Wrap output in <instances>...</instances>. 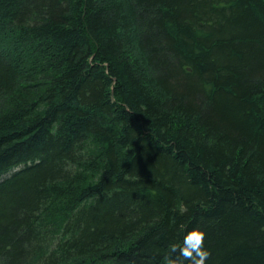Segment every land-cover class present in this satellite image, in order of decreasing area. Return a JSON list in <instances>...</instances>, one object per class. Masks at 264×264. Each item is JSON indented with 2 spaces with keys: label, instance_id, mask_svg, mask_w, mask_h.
Segmentation results:
<instances>
[{
  "label": "trees",
  "instance_id": "trees-1",
  "mask_svg": "<svg viewBox=\"0 0 264 264\" xmlns=\"http://www.w3.org/2000/svg\"><path fill=\"white\" fill-rule=\"evenodd\" d=\"M192 228L264 264V0H0V264H166Z\"/></svg>",
  "mask_w": 264,
  "mask_h": 264
},
{
  "label": "clouds",
  "instance_id": "clouds-1",
  "mask_svg": "<svg viewBox=\"0 0 264 264\" xmlns=\"http://www.w3.org/2000/svg\"><path fill=\"white\" fill-rule=\"evenodd\" d=\"M205 233L198 229L188 230L180 245H171L170 253L165 258L166 264H206L211 253L204 247ZM175 254V255H173Z\"/></svg>",
  "mask_w": 264,
  "mask_h": 264
}]
</instances>
